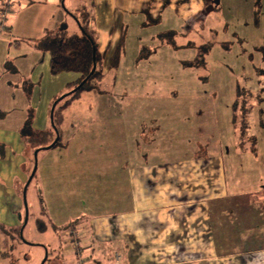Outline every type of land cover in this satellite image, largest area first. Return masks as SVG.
Returning a JSON list of instances; mask_svg holds the SVG:
<instances>
[{
	"label": "crops",
	"instance_id": "0c3cea01",
	"mask_svg": "<svg viewBox=\"0 0 264 264\" xmlns=\"http://www.w3.org/2000/svg\"><path fill=\"white\" fill-rule=\"evenodd\" d=\"M206 3L207 0L79 3L77 12L84 8L89 13V28L95 32L104 54L105 76L101 91H84L63 108L62 145L67 149L71 143L78 154L44 159L35 175L40 172L38 192L43 194L38 227L42 223L46 230L47 223H51L54 229L61 228L69 236L65 242H73V253L83 259L82 264H264V188L230 193L222 151L199 149L188 143L170 150L156 135L149 136L146 123L140 118H134L136 125L130 127V121L120 120L119 124L108 113L115 106L123 107L115 112L122 116L138 110L130 104L111 101L112 96H118L113 84L118 80L115 73L119 67L123 71L127 57L125 50L117 64L113 63L123 37V48L129 43L126 30L130 28L126 27L124 12L129 19L137 15L131 27L138 30V35L133 33L134 42L130 45L149 48L148 43L156 37L152 30L160 27L157 24L167 23L162 32L175 30L179 36L178 27L182 24L173 26L179 21L184 24L196 20L193 17ZM40 6L47 10L50 7ZM164 11L169 15L163 18ZM41 21L35 35H21L18 19L8 20V26L2 29L11 36L2 38L0 33V44L4 46L0 60V264H13L12 231L27 223L21 189L33 173L35 149L23 135V128L30 121L33 129L48 130L53 102L77 79V75L62 81L53 79L66 73L55 76L49 65L44 71L37 64L30 76L21 74L16 66L21 56L12 57L10 47L20 42V35L32 37L30 42L41 51L43 59L49 54L38 43L57 24L55 20L49 25ZM139 30L148 31L140 34ZM178 36L176 41L181 46L191 42L180 43ZM141 55L140 52L133 59L138 61L143 58ZM129 68L133 66H126L127 72L122 76L128 82ZM134 69L137 70L135 64ZM49 82L53 83L52 88L48 87ZM122 93L129 95L126 89ZM140 102L141 99L133 104ZM125 108L131 113L124 112ZM89 118L93 120L89 129L81 127L69 133L73 124ZM84 143L94 150L82 151L79 144L85 148ZM94 144L111 146L101 148ZM58 146L50 149L58 150ZM172 158L176 160L171 162ZM65 255H69L68 249L64 250Z\"/></svg>",
	"mask_w": 264,
	"mask_h": 264
},
{
	"label": "rangeland",
	"instance_id": "374dc122",
	"mask_svg": "<svg viewBox=\"0 0 264 264\" xmlns=\"http://www.w3.org/2000/svg\"><path fill=\"white\" fill-rule=\"evenodd\" d=\"M81 2L82 0H0L1 7H7L9 4L11 8L4 24H2L3 20L0 16V33L3 34L1 37L11 36L5 35L2 27L3 25L8 26V20L17 22V19L21 35L23 32L37 34L42 24L41 20H45L46 25L55 20L54 23L57 26L65 25L71 33H82L81 27L73 15L77 12ZM40 5L50 7L47 10L41 8ZM168 15L169 12H163V18ZM124 16V19L127 20L126 27L130 28V30H126V40L129 43L126 49L122 47V52L126 50L127 57L122 65L124 66L123 71L120 70V67L118 70L115 69L118 80L113 84L116 85L114 90L118 96H112L111 101L119 104L124 102L130 104V107H137L138 110L131 113L129 108H125L124 112L127 113L129 110L131 114L122 116L115 112L123 107L119 106L118 109V106H115L108 112L112 120H117L119 124L120 120L130 121L131 127L136 125L134 118H140L148 128L151 127V130H148L150 134L147 132L149 136L156 135L158 140L164 142L165 147H171L170 150L177 145L182 146L184 143H188L190 146L191 144L196 145V148L199 147V149H211L213 152L222 151L221 154L226 163V183L230 193L263 189L264 0H211L193 17L196 20L184 24L179 21L173 26L177 28L182 24L178 27L180 28L178 29L180 43L194 41L199 45L208 40L215 42L207 55L206 66L201 68L184 65L185 60L195 57V48L185 46L176 49L171 45H161L158 33L160 34L167 27L165 22L157 24L160 27L152 30L156 37L154 41L148 43L149 48L146 51L143 52L142 47L130 45L134 42L133 33L138 35V30L133 31L131 27L137 15L129 19L124 12ZM147 31L139 30V33H147ZM21 35L20 42H14L10 47L12 57L21 56L16 62L21 74L30 76L37 64H39L40 70L45 71L48 68L47 65L50 66V55H46L47 57L45 56L43 59L41 51L33 47L30 42L32 37ZM143 37L146 38L145 35ZM5 50H8V46ZM3 51L4 46L1 43L0 60L4 54ZM140 52L148 53L150 56L139 58L136 61ZM134 56L136 57L133 59ZM40 60L44 61L40 62ZM134 64L137 66V70L134 69ZM126 66H133V68H129L131 72L129 82L122 79L123 74L127 72ZM73 75L77 74L66 73L63 76L60 75V78L53 79L62 81ZM52 82L47 84L48 87H53ZM239 86L250 90L254 96L249 124L250 134L256 138L257 142L256 153L258 155L254 154L256 157L250 152H242L241 147L238 146L239 132L234 125L232 107ZM71 89H74V85H67L63 93L58 95L53 102L51 111L55 102L59 98H63ZM123 89H126L129 95L123 94ZM139 99H141L140 104L134 105L133 102ZM61 104L59 103V105ZM59 105L55 112L57 123L60 122L63 115L62 106ZM92 122L93 120L89 118L80 124H73L69 133H74L75 129L81 127V129H89ZM84 126L87 127L84 128ZM47 128L48 130L53 128L51 113ZM59 128L62 132L64 131L63 126L59 125ZM81 129L80 131L83 132L84 130ZM96 145L101 148L111 146L94 144V147ZM63 146L64 144L59 145L58 150L41 151L38 155L39 167L47 158L52 159L57 155L70 156L79 152L71 143L67 149H64ZM80 146L82 151L93 147L88 143H84L85 148L83 144H79ZM190 146L188 147L190 148ZM90 150H94V148ZM35 151L33 150V153ZM173 160L176 159L172 158L170 161ZM39 181L40 172L27 186L28 221L24 227L12 231L15 237L11 239L13 250L10 260L13 264H82L83 259L73 253V242L71 244L65 242L69 236L61 228L54 229L53 224L47 223L46 230L39 229L37 219L41 215L39 204L43 198V194L38 192ZM26 185L27 183L21 189L22 196H24ZM26 211L25 207L24 215H26ZM48 216L50 217L49 214ZM44 220L48 221L46 217ZM80 229L78 227L77 231L79 232ZM65 249H68L69 255L64 256ZM87 263L89 262L87 261Z\"/></svg>",
	"mask_w": 264,
	"mask_h": 264
},
{
	"label": "trees",
	"instance_id": "16d2710c",
	"mask_svg": "<svg viewBox=\"0 0 264 264\" xmlns=\"http://www.w3.org/2000/svg\"><path fill=\"white\" fill-rule=\"evenodd\" d=\"M207 2H211V0H207ZM73 15L79 22L82 33H71L65 25L60 24L54 29L47 30L46 34L38 43L39 48L42 51L48 52L50 55V71L53 75L57 76L62 73H75L77 74V79L71 83L74 85V89L78 87V85L82 84L76 91L71 89L65 96H63V98L58 99L57 105L62 103L59 105L62 106V110L70 101L75 99L84 91H101V84L105 76L102 71L104 54L100 51L99 42L95 32L89 28V13L86 12V9L81 8L79 12L74 13ZM177 36L178 31L175 30L162 32L160 34L162 44H170L176 49L185 46L196 49L195 57L184 61V65L186 67H205L207 64V55L215 42L208 40L198 45L196 42L191 41L186 45L181 46L176 41ZM123 43L124 37L121 40V44L118 46L115 60L113 62L114 64H117L121 56ZM147 49L148 47L146 46L142 48L143 52ZM94 56L97 67L95 72L91 74L94 67ZM141 56L144 58L147 54H143ZM253 101V93L250 90H246L239 86L237 90V97L233 103L232 109L234 125L239 132L238 146L241 147L240 150L256 153L257 142L256 138L250 134L249 124V116ZM56 107L53 114L54 123L52 129L35 130L33 129L30 121L27 122L23 128V135L35 150H46L44 147L52 144L58 134L60 136L59 141L53 147L62 144L63 139L59 128L62 118H60V122L57 123L55 114L57 109ZM145 130L148 131L147 124ZM39 228L42 230L44 229L42 223H39Z\"/></svg>",
	"mask_w": 264,
	"mask_h": 264
},
{
	"label": "water",
	"instance_id": "95a60500",
	"mask_svg": "<svg viewBox=\"0 0 264 264\" xmlns=\"http://www.w3.org/2000/svg\"><path fill=\"white\" fill-rule=\"evenodd\" d=\"M96 67H97V65H96V60H95V56H94V67H93V69H92V71H91V74H93L94 72H95V70H96ZM90 74V75H91ZM81 85L82 84H80V85H78V87H76L73 91H76L77 89H79L80 87H81ZM57 103H58V100L55 102V104L53 105V108H52V111H51V120H52V123H54L53 122V114H54V110H55V107H56V105H57ZM59 138H60V136H59V134L57 135V137H56V139H55V141L52 143V144H50L49 146H45L44 148L45 149H50V148H52L58 141H59ZM39 150L40 149H36V151H35V153H34V156H35V165H34V170H33V173H32V175H31V177L29 178V180H28V182H27V185H26V187H25V191H24V201H25V206H26V222H27V220H28V216H29V214H28V207H27V196H26V192H27V186L29 185V183H30V181L32 180V178H33V176L35 175V172H36V170H37V167H38V153H39Z\"/></svg>",
	"mask_w": 264,
	"mask_h": 264
},
{
	"label": "built area",
	"instance_id": "2783aa9c",
	"mask_svg": "<svg viewBox=\"0 0 264 264\" xmlns=\"http://www.w3.org/2000/svg\"><path fill=\"white\" fill-rule=\"evenodd\" d=\"M11 11V8L9 7V4L7 5V7H2L0 9V16H1V19L3 20L2 21V24H4V20L7 18V15L8 13H10ZM5 26L3 25L2 29H4ZM0 254H1V248H0Z\"/></svg>",
	"mask_w": 264,
	"mask_h": 264
}]
</instances>
